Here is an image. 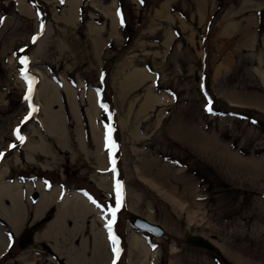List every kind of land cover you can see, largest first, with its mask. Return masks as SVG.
<instances>
[{"label": "rangeland", "instance_id": "374dc122", "mask_svg": "<svg viewBox=\"0 0 264 264\" xmlns=\"http://www.w3.org/2000/svg\"><path fill=\"white\" fill-rule=\"evenodd\" d=\"M22 1L0 0V153L7 157V179L21 185L27 221L14 235L0 219V264H264V88L253 70L264 51V0H208L203 19L198 0H117L114 30L105 15L113 0H75L71 8L67 0H40L41 13H49L43 21L28 0ZM89 24L103 28L91 37ZM25 56L33 88L46 78L63 90L61 76L69 86L83 84L73 90L76 119L62 92L48 106L60 114L56 135L46 128L39 108L29 113L30 86L18 62ZM139 70L145 76L132 78ZM97 91L103 93L93 115L98 147L82 114L90 95L96 105ZM231 95L250 103L233 105ZM113 121L114 148L107 139ZM17 130L39 143L35 153L41 158L26 160ZM64 132L65 142H59ZM202 135L216 148H198ZM101 146L122 182L121 206L112 223L122 237L119 258L116 241L107 239L97 214L93 228L107 259L96 254L94 231L85 220H64L50 240L44 239L41 219L52 218L54 209L33 220L35 204L29 198L39 178L47 180L43 187L56 183L66 194L84 189L109 225L118 198L109 162L105 170L93 157ZM228 151L239 157L237 169L222 158ZM250 159L260 161L256 174L241 171ZM101 173L108 183L104 190L93 182L92 175ZM131 214L161 225L164 235L136 230ZM28 228L33 241L20 248L18 240ZM132 232L144 239L145 250L129 248ZM191 235L210 240L219 252L190 246L185 238Z\"/></svg>", "mask_w": 264, "mask_h": 264}, {"label": "bare ground", "instance_id": "6f19581e", "mask_svg": "<svg viewBox=\"0 0 264 264\" xmlns=\"http://www.w3.org/2000/svg\"><path fill=\"white\" fill-rule=\"evenodd\" d=\"M116 1L117 0H113V6H111L108 11H105V15L109 18L108 26L110 27L111 30L112 29L114 30V28L116 27L115 26L116 25V23H115L116 19L114 17V14H115L114 7L116 5ZM19 2L23 3L22 0H19ZM207 2H208V0H198V5H197L198 6V8H197L198 16L201 17L202 19L204 17L203 13L206 10ZM67 3H68V6H70V8H71L72 6L75 5L76 1L75 0H67ZM110 11H111V13H110ZM88 26L91 29V31H89V35H91V37H95L96 34H98L103 28V27H97V26L92 25V24H89ZM96 38H93V41H94V44H96V46L98 47L101 39H99V38L96 39ZM258 60H259L258 64H256L253 67V70L255 71L256 75L258 76V78L260 80L261 85L264 88V51L259 54ZM27 72H28V69H27ZM37 73L42 74V72L40 73L39 71H37ZM141 73L144 74L142 72V70H139L138 72L133 73L131 76H132V78H135V77L137 78V76H139V74H141ZM214 74L217 75L216 73H214ZM215 75H214V77H215ZM144 76H145V74H144ZM31 79L34 83L35 77H32ZM60 79L63 80V84H64L63 88H62L63 90H59L57 88L58 86L54 87V85H52V83H51V80L45 78L35 88L32 87L31 93L28 94V96L30 97L29 99H32V101L34 103V105L31 106L32 108H34V111H32V108H30L29 113L30 114H32V112L36 113L37 108H39L41 111L40 116L42 118V121L45 124L46 128H48V131L50 132V134H52V135H56L57 133H59V127H60L59 126L60 125V114L58 112H54V111H51L48 109L49 108L48 106L54 102L55 93L62 92L61 95H64L66 97L67 104L70 106V111H71L72 115H74V119H76L77 118L76 117L77 111H76V107H75V99L72 96V95H74L73 90L83 86V84H79L78 87H72V86L67 85L65 77L61 76ZM143 79H145V78H143ZM39 96H41L42 100L37 98ZM34 98H36L38 101L35 102ZM94 99H95L94 101L96 103V97L95 96H94ZM230 100H231V103L233 105H246V104L250 103L246 99L240 100V99H238L237 96H233V95L230 96ZM98 102H99V100L97 101L96 105H94L92 98H91V95H90V98L88 99V104H87L86 108H84V111H83L85 113H82V114H84L86 119H88V121H90V123H91V140H92L93 145L94 146L97 145V147L99 144L97 142V135L98 134H97L96 128L93 125L94 124L93 115H94V111L95 112L98 111V108H99ZM36 103L39 104V107L37 106ZM262 107H264V106H262ZM78 116H79V114H78ZM75 121L76 120H74V122ZM63 135L65 136V132L63 134H61L60 137L57 138V140L59 142L60 141H62L63 143L65 142V137ZM185 135H186V138H189V136H190L189 133L185 134ZM21 136L23 137L22 140L20 139ZM79 136H76V140L79 143L82 142V145H83V143L85 142L84 138H83L84 135H82L83 137L81 135H79ZM182 137H184V136H182ZM204 137L205 136L202 135L201 139H200V137H198L196 139L197 147L202 149V150H203V148L215 149L216 147L211 145V143L209 142L207 137H205V138ZM17 138L23 142L25 141L24 144L22 145L21 149L27 150V156L25 157L26 160L30 159V157L33 160H38V158H41L40 154L36 155V153H37L36 151H38V149H40L39 143H33V141L30 139V137L27 133L25 135H23V133L22 134L19 133V135H17ZM190 138H192V137H190ZM101 141H102V138H101ZM214 145H215V143H214ZM102 146L94 151L95 153H94L93 157L95 158L96 162H98L101 165L100 168H104L106 170L107 169L106 167L108 166L107 154H106V152L103 151ZM11 149H12L13 154L18 153V149H16L15 147H12ZM213 151L219 152L218 150L217 151L213 150ZM28 153H29V156H28ZM227 154H229V155H227ZM227 154H226L227 156H225V153H223V152L221 154L225 157L224 158L221 156L223 159H225L226 165L230 169H233V170L237 169V164H235V163H237L239 161V157L237 155H233V153L231 151H228ZM16 156L17 155H15V157ZM46 159L48 160V158H46ZM7 162L8 161H7L6 156H3L0 158V219H2L4 221V224L8 225L11 228L10 229L11 233L15 235L20 231L22 226L27 221V215H26L25 209H28V208L25 207L23 200H22V192H21L20 183L16 180L7 179V175H8L7 172L8 171H7V168L5 167L8 165ZM259 162L260 161L258 159H250L247 161V163L244 164V168L241 171L242 172L248 171L251 174H256V172H258V170H260V168H261V165L259 164ZM16 163H17V161L15 162V164ZM110 174H111L110 184L112 187L113 184L115 183V175L114 174L112 175V171L110 172ZM92 176L94 177L93 182L98 188L104 190V188L108 186V183H106V181H105L106 173H101L98 176L96 175L97 177L94 175H92ZM117 177H118V175H117ZM42 179H46V178L37 179V181L35 183L36 187H34V190H33V191L38 192V198L36 201L31 200L30 195L32 192L29 193L30 200L32 202H34V204H35L34 208H33L34 209L33 220H35L36 218H38L39 216H41L42 214L47 212L49 209H54V210H53L52 218L50 220H47L44 222V224H46L45 228L39 235H41L44 239L48 238V240H50V235H51V232L53 231V229L57 225H62L64 220L70 221V219H73V221L77 220V222H78V220L79 221L85 220V222L90 224V227H91L90 229L92 231H94L93 232L94 238H95L94 239V248H96V250L98 251V252L95 251L96 254L99 253L101 258L107 259L108 253L106 251L105 245H103V243H102V239L99 236V230L98 229L96 230L93 228L95 225V214L99 215L98 218L100 220H102V226L104 227L103 230L106 229V225L108 226V224H107V221H105L101 218V216H100L101 212L97 208H95V206L92 204L93 202H88L89 200L86 199L87 193L79 188L77 191L74 189H70L69 191H66L67 192V194H66L65 191H62L61 188L58 189V185L56 183L53 184L52 186H50V188H46V187H43V184L41 182ZM26 186H27V184H26ZM62 192L64 193L62 198L57 199L58 195L62 194ZM93 199L96 203H98L95 198H93ZM131 215H133V214H131ZM135 215H137V214H135ZM141 218H145V217H141ZM145 219L147 221L152 222V223H156V222H153L147 218H145ZM129 222H130V220H129ZM113 226H115V224ZM111 227H112V225H111ZM31 229H33V228H31ZM97 233H98V235H97ZM128 237H129L128 238V244H129V248L131 250H134V251H140L141 249L145 250L146 243H145L144 239L142 237H140V235L138 233L132 232L129 234ZM18 242H19V240H18ZM2 244H3V238H2V235L0 233V246ZM5 244H6V241H5ZM5 244H4V246H5ZM105 244L107 246L106 241H105ZM199 248H203V247H199ZM203 249H206V248H203ZM206 250H208V249H206ZM208 251L218 253L219 249L215 246V250H208ZM67 259L69 260V258H67Z\"/></svg>", "mask_w": 264, "mask_h": 264}, {"label": "water", "instance_id": "95a60500", "mask_svg": "<svg viewBox=\"0 0 264 264\" xmlns=\"http://www.w3.org/2000/svg\"><path fill=\"white\" fill-rule=\"evenodd\" d=\"M30 197L31 200L36 201L38 198V192L33 191ZM50 219L51 217L47 215L41 219V222H45ZM130 224L133 228H135L140 232H148L157 237L164 235V229L162 228L161 225L147 221L145 218H141L140 216L135 214L130 216ZM33 238H34L33 229L31 228L26 229L19 238V242H18L19 247L25 248L26 246L31 244ZM185 242L194 247H203L208 250H215V245L210 240L200 235L188 236L185 238Z\"/></svg>", "mask_w": 264, "mask_h": 264}, {"label": "snow or ice", "instance_id": "6c2138e0", "mask_svg": "<svg viewBox=\"0 0 264 264\" xmlns=\"http://www.w3.org/2000/svg\"><path fill=\"white\" fill-rule=\"evenodd\" d=\"M141 2H143V0H141ZM0 23H3V18H0ZM41 27H43V25H41ZM35 39H36V37H33V41H35ZM21 51H23V50H21ZM20 63L23 64V65H27L28 58L26 56L23 57V58H21ZM21 72H22V75H26L24 69H22ZM29 93H31V87H29ZM29 98H30L29 96H26L25 97V99H29ZM102 107H103V105H102ZM207 110L208 111H211V107L209 106ZM25 119H27V117ZM111 131H112V129L109 127V129H108L109 135H108L107 139L109 141V146L114 148L116 145H115V142L114 141H111V136H110ZM17 135H19V131L18 130H17ZM20 139L22 140L23 137L21 136ZM12 147H14V145ZM2 155L3 154L0 153V156H2ZM114 163L115 162L113 161V165H114ZM113 170H115L114 166H113ZM117 195H118V197L120 195V182L119 181L117 182ZM93 202L95 203V201H93ZM120 206H121V201H120V199H117V207L111 209L112 216H113V220L108 225L109 230H111L112 223L115 222V213L119 209ZM110 239H112L114 242L116 240L115 236H111ZM113 251L118 254L119 253V248H114ZM113 264H116L115 260L113 261Z\"/></svg>", "mask_w": 264, "mask_h": 264}, {"label": "trees", "instance_id": "16d2710c", "mask_svg": "<svg viewBox=\"0 0 264 264\" xmlns=\"http://www.w3.org/2000/svg\"><path fill=\"white\" fill-rule=\"evenodd\" d=\"M39 12V17L41 19V21H43L44 19H46L47 17H49V13L47 11V9H45V15H43L40 11V6H41V1L40 0H28ZM44 18V19H43ZM42 23V22H41ZM106 79V74L104 73L103 75V79L102 81H104ZM72 80V79H71ZM73 82V81H72ZM122 189V183L120 182V190Z\"/></svg>", "mask_w": 264, "mask_h": 264}, {"label": "flooded vegetation", "instance_id": "af4514ba", "mask_svg": "<svg viewBox=\"0 0 264 264\" xmlns=\"http://www.w3.org/2000/svg\"><path fill=\"white\" fill-rule=\"evenodd\" d=\"M264 4V3H263Z\"/></svg>", "mask_w": 264, "mask_h": 264}]
</instances>
